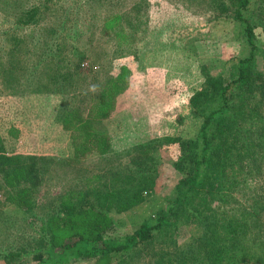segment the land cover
I'll list each match as a JSON object with an SVG mask.
<instances>
[{
    "label": "trees",
    "instance_id": "1",
    "mask_svg": "<svg viewBox=\"0 0 264 264\" xmlns=\"http://www.w3.org/2000/svg\"><path fill=\"white\" fill-rule=\"evenodd\" d=\"M66 1L86 6L93 15L91 24H103L110 33L117 20L122 22L115 31L118 53L125 50L135 59L141 57L132 42L141 39L135 38L149 21L150 0H135L118 9L120 13H114V5L123 6L125 0ZM211 1L210 20L230 22L246 53L226 60L206 58L201 63L202 84L191 94L188 110L178 114V124L161 136L134 143L127 161L118 166L97 172L80 167L76 183L84 185L78 195L62 198L55 218L47 212L41 218L38 213L43 211L37 213L36 207L43 202L42 185L53 164L66 165L76 151L83 153L98 142L87 136L68 154L54 144L48 149L55 154L10 151L2 128L23 135L17 117L25 113L9 112L1 105L8 104L10 96L57 93L61 97L56 117L68 122L79 112L108 109L113 97L126 89L130 67L121 64L103 81L97 80L98 86L92 84L97 90L89 88L81 62L91 41L78 42L85 30L76 28L72 42L69 33L46 25L49 9L59 17L64 10L58 2L0 0L2 13L14 18L9 27H0V259L6 264H73L82 259L133 264L141 255L139 244L155 230L156 247L146 264H264V42L257 30L264 32V0ZM23 27L33 32H20ZM199 34L190 38L196 52L198 40L218 35L210 28ZM231 63L236 72L228 75L225 68ZM99 135L110 144L107 129ZM164 162L174 167L171 192L160 195L154 212L129 227L121 214L161 188L170 177ZM192 222L196 228L179 244V225ZM27 224L34 226L28 234Z\"/></svg>",
    "mask_w": 264,
    "mask_h": 264
},
{
    "label": "rangeland",
    "instance_id": "2",
    "mask_svg": "<svg viewBox=\"0 0 264 264\" xmlns=\"http://www.w3.org/2000/svg\"><path fill=\"white\" fill-rule=\"evenodd\" d=\"M52 2H58L57 7L64 10L59 17L53 15L54 11L49 9L45 17L46 25L57 26L63 34L69 33L67 38L72 42L76 38L74 30L80 28L85 30V34L79 33V44L91 41L88 47H84L87 48V56L81 62V70L86 76L89 88L94 87L92 84H97V80L103 81L111 71L119 70L121 64H127L130 72L126 89L113 97L108 109L95 107L89 114L79 112L68 122H61L56 117L61 97L57 93H30L23 98L10 96L8 104L1 105L3 110L25 113L24 116L20 113V117H17L23 135H11L7 127L2 128L10 151L51 152L48 147L54 144L62 146L68 154L73 152L75 146L83 144L87 136L98 142L83 153L80 149L76 151L75 157L66 165L53 164L52 171L46 174L45 184L42 185L43 196L40 195V199L43 202H39L36 207L37 213L43 211L38 213L41 218L45 217L46 212L47 216L52 214L55 218L54 211L60 201L67 197L72 198L70 195H78V190L84 185L76 183L80 167H86L89 172H97L100 168L118 166V163L127 161L128 150L134 143L161 136L165 129L178 124V114L188 110L186 105L191 94L202 84L201 63L206 58L226 60L233 55L246 53L242 42L231 30L230 22L210 20L214 8L211 0H150L149 21L147 19V25L134 37L141 39L132 42V46L142 53L137 59L132 55L133 52L126 53L122 50V53H118L120 38L115 31L118 32L122 22L117 20L112 25L114 32L110 33L103 24H91L90 18L93 15L86 10V6L78 8V3L72 4L66 0ZM132 2L135 0H125L123 6L115 4L114 13L128 7ZM10 4L12 2L7 6ZM2 5L6 6L5 3ZM66 9L69 13H66ZM104 16L106 15L96 17L95 20ZM13 23L14 18L4 15L0 9V27H9ZM209 28L217 32V37H203L196 42L198 52L193 51L190 38L200 36L199 32L205 35ZM257 30L258 38L264 42V32L261 27ZM20 32L30 34L33 31L29 27H23ZM259 59L262 61L261 57ZM220 68L222 65L218 67ZM225 69L228 75L236 72L234 63L227 64ZM4 117L8 118L6 114ZM103 128L111 135L110 144H104V138L99 135V130ZM163 167L165 174H170V177L164 179L161 188L150 193L146 201L121 214L129 227H134L138 221L154 212L162 200L160 195L171 192L176 182L174 167L168 162H164ZM179 227L178 243L184 244L196 224H180ZM33 229L34 226L29 224L24 231L28 234ZM18 231L20 232L19 229ZM1 233L0 230V239ZM157 233L155 230L147 240L139 244L137 251L141 255L137 256L139 260L133 264H146V256L156 247ZM0 264L6 262L0 259ZM73 264L94 263L82 259Z\"/></svg>",
    "mask_w": 264,
    "mask_h": 264
}]
</instances>
